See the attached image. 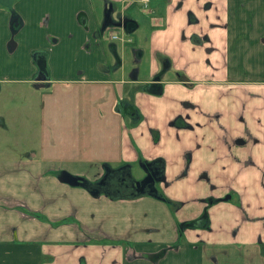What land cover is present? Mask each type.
Returning <instances> with one entry per match:
<instances>
[{"label":"crops","instance_id":"0c3cea01","mask_svg":"<svg viewBox=\"0 0 264 264\" xmlns=\"http://www.w3.org/2000/svg\"><path fill=\"white\" fill-rule=\"evenodd\" d=\"M106 4L152 14L146 39L147 19L120 16L132 20L118 28L133 48L112 45V59L96 36L94 9L99 16ZM12 8L14 27L0 5V98L4 88L29 97L8 119L19 140L27 125L42 135L33 115L18 117L40 106L43 115L44 103L30 98L42 89L127 90L115 107L75 106L90 130L62 155L78 158L0 143V264H264V0H15ZM40 61L48 86L35 88ZM8 126L0 100V134ZM155 162L159 198L93 195L60 179L94 185L109 169Z\"/></svg>","mask_w":264,"mask_h":264},{"label":"rangeland","instance_id":"374dc122","mask_svg":"<svg viewBox=\"0 0 264 264\" xmlns=\"http://www.w3.org/2000/svg\"><path fill=\"white\" fill-rule=\"evenodd\" d=\"M153 0H151L152 4ZM148 7V5H147ZM146 7V8H147ZM95 18H97V24L99 25V32L96 33V36L102 40L103 44L106 46L105 49L107 51L108 57H111L112 59V49L110 47H113L112 45H115V49L118 53L120 52V49H124V47L127 49V51L132 50L133 46L130 44H122L121 39H126L127 36L122 33V31L118 27L114 26H108L104 31H102V25H103V18H104V10L102 13L99 14L94 9ZM126 15H131L134 18H136L139 22L142 23L143 20L147 19L146 24L144 23L145 27L142 28V31L139 32L142 33V36L144 39H146L148 32H149V24H150V18L152 16L149 9H145L143 5H136L134 10L127 11L126 9H123L120 5H114V11H112L111 17L112 21H117L118 17ZM130 28V26H128ZM116 36L118 37L117 40H112V37ZM139 36V35H138ZM133 39L135 38V35L131 36ZM121 57V55L119 54ZM129 64H133L132 62L128 61ZM115 60H111L110 64H114ZM121 88H125V86H120ZM118 86H113L114 92L107 96H101L99 92V87H80V86H73V85H61V86H50L48 88L42 89L37 92L36 96H31V99H34L36 101H41L44 103V109H43V115H42V108L38 107L37 110H34L32 108V112H30L28 109H21L20 118H27L31 115H33V118L35 120H39L41 123V132L42 135L39 134L36 135V138L34 137L33 130H30L28 125L26 128L20 130V140L19 135L15 134L13 131V128H10V122L8 121L9 118H12L15 115V110H13L12 106L13 104H16L18 99L24 101L26 99H29L28 95L25 92H20L18 95H14L13 93H8L6 91V88H4L3 92L1 93V119L7 120L8 122V129H1V145L2 147H5L6 149H15L16 144H20L21 147H31V146H48L51 147L52 150L57 153L55 155V159L65 158V159H71V158H78V157H72L68 155H62V151L66 145H70L71 148H77L81 143V140H78L81 136L80 132H83L85 129L88 131L90 130L87 126V123H80L81 120H79V112L81 111L78 109L77 105L81 102H89L98 100L100 103L104 104H112L115 107L118 106V102L123 98V93L121 92V88ZM108 89V88H106ZM126 92V91H125ZM87 94L91 97H88ZM56 101H59L60 103H56ZM68 102V103H67ZM51 103V104H49ZM64 103L69 104L70 106H65ZM54 105H59V107H53ZM73 106V107H72ZM89 112V115L91 111L93 110L91 108L85 109ZM98 111V109H96ZM86 119V118H85ZM43 130V131H42ZM17 132V131H16ZM68 152V151H67ZM131 176L134 177H141L143 175L142 170L138 167H134V169L130 172Z\"/></svg>","mask_w":264,"mask_h":264},{"label":"water","instance_id":"95a60500","mask_svg":"<svg viewBox=\"0 0 264 264\" xmlns=\"http://www.w3.org/2000/svg\"><path fill=\"white\" fill-rule=\"evenodd\" d=\"M15 0H0V5L9 9L11 12V24L12 26H16L18 24V17L15 14L12 6ZM107 8V10H104V18H103V25H102V31H104L109 25H112V23L110 24V22L112 21V17H111V13H112V6L109 4L105 5V9ZM121 20V21H120ZM132 21L129 19H123L121 17H118L117 19V23L114 24L117 27H123L125 28L127 25V22ZM38 67H39V73L35 79V82H37V84L34 85L35 88H43V87H47V75H46V70H45V62H38ZM159 80V78L155 79V82H157ZM151 163H144V164H140V168L142 169V171L146 174V176L139 180V181H133L132 186L135 187L136 189V196H142V195H150L156 198H159V195L157 193V190L155 188V184L158 182L163 181V170L161 168L160 171V177H156L155 179L153 178L152 175V168H151ZM128 167V166H126ZM121 169H124V167H122ZM108 170H106L107 172ZM128 176L131 178V173L129 170V174ZM64 183H67L71 186H79V187H85L88 189V183L87 181H85L83 178L80 177H75L72 176L70 174L64 173L63 176L60 178ZM104 179V178H103ZM99 181L97 184L101 185L102 181ZM149 185V188L147 190H145L144 188ZM151 188V189H150ZM93 195H98L99 191L95 190H91L90 191ZM230 197L227 196L224 199L221 200H228ZM211 203V201H210ZM209 203V204H210Z\"/></svg>","mask_w":264,"mask_h":264},{"label":"flooded vegetation","instance_id":"af4514ba","mask_svg":"<svg viewBox=\"0 0 264 264\" xmlns=\"http://www.w3.org/2000/svg\"><path fill=\"white\" fill-rule=\"evenodd\" d=\"M105 10H107V8ZM112 11H114V6H112ZM122 20H123V18H122ZM191 20H193L192 17H191ZM111 23H112V25H109V26L117 27L114 25L117 23V21L110 22V24ZM128 24L129 23L127 22V26H128ZM117 39H118V37H117ZM159 76L157 75L156 78H160ZM151 164H152L151 168L153 169L151 172L153 175V178L155 179L156 177H160L159 174H160V171L162 168L160 166V164L157 162L151 163ZM128 174H129V169H127V167L124 169L117 170V171L108 172L105 175L100 187L103 188L104 190L108 191V192H111V193H122V194L136 195V189H135V187L132 186L133 181H139V180L143 179L146 176V174L143 172V175L141 176V178H139L137 180L133 179L132 176L130 178L128 176ZM148 188H149V185H147L144 189L147 190Z\"/></svg>","mask_w":264,"mask_h":264},{"label":"trees","instance_id":"16d2710c","mask_svg":"<svg viewBox=\"0 0 264 264\" xmlns=\"http://www.w3.org/2000/svg\"><path fill=\"white\" fill-rule=\"evenodd\" d=\"M109 172H112V171L109 169ZM107 173H108V172H107ZM95 189H96V190H100V191H102V192H103V191H104V192H107V193H109V194H113V193H111V192H108V191L104 190V189L101 188L100 185H98V184H94V185H92V184H89V183H88V190H89V191H91V190H95ZM100 191H99V192H100ZM119 194H122V193H119ZM124 195H126V194H124ZM127 196H128V195H127ZM132 196H136V195H132ZM181 227H182V226H181Z\"/></svg>","mask_w":264,"mask_h":264},{"label":"built area","instance_id":"2783aa9c","mask_svg":"<svg viewBox=\"0 0 264 264\" xmlns=\"http://www.w3.org/2000/svg\"><path fill=\"white\" fill-rule=\"evenodd\" d=\"M142 2H143L144 4H146V3L148 2V0H142ZM112 40H117V37H116V36H113V37H112Z\"/></svg>","mask_w":264,"mask_h":264}]
</instances>
